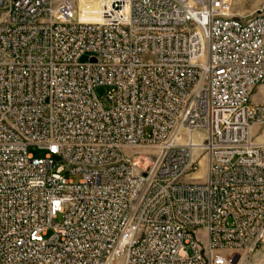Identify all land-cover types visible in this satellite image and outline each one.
I'll return each instance as SVG.
<instances>
[{
	"label": "built area",
	"instance_id": "obj_1",
	"mask_svg": "<svg viewBox=\"0 0 264 264\" xmlns=\"http://www.w3.org/2000/svg\"><path fill=\"white\" fill-rule=\"evenodd\" d=\"M230 9L99 0L84 20L78 0H0V264H243L260 247L264 9Z\"/></svg>",
	"mask_w": 264,
	"mask_h": 264
},
{
	"label": "rangeland",
	"instance_id": "obj_2",
	"mask_svg": "<svg viewBox=\"0 0 264 264\" xmlns=\"http://www.w3.org/2000/svg\"><path fill=\"white\" fill-rule=\"evenodd\" d=\"M80 2L81 7V18L84 20L89 19H98L97 11L99 9L98 0H78ZM260 9H264V0H231V9L230 12L235 16L241 18H248L252 16L255 12ZM90 17V18H89ZM74 20H77V11H75ZM89 58V55L86 54L82 57V61H85ZM110 87L106 85L97 86L95 91L97 96L105 102L108 98ZM29 152L32 153L36 157H43L46 154V150L40 149L37 146H30ZM125 153L129 156V159L134 162L139 167L145 168L151 164V156L149 155V151L139 148V149H126ZM135 154V155H134ZM56 161H59L60 165L64 164L59 157H56ZM195 174L198 175L200 180H204L207 174V163L206 159L202 158L201 162L198 166V170L195 171ZM63 175L69 179H73L78 181L81 176L71 174L68 170L63 171ZM195 178L196 177H192ZM187 179H191L188 177ZM57 221L62 220V215H59L56 219ZM52 231H50V234ZM199 236L204 240L205 234L200 231ZM243 264H264V242L260 245V247L254 252L248 254Z\"/></svg>",
	"mask_w": 264,
	"mask_h": 264
},
{
	"label": "crops",
	"instance_id": "obj_3",
	"mask_svg": "<svg viewBox=\"0 0 264 264\" xmlns=\"http://www.w3.org/2000/svg\"><path fill=\"white\" fill-rule=\"evenodd\" d=\"M251 99L253 103H264V85L253 87ZM252 133L255 135L257 141L264 142V124L255 122L252 125Z\"/></svg>",
	"mask_w": 264,
	"mask_h": 264
},
{
	"label": "bare ground",
	"instance_id": "obj_4",
	"mask_svg": "<svg viewBox=\"0 0 264 264\" xmlns=\"http://www.w3.org/2000/svg\"><path fill=\"white\" fill-rule=\"evenodd\" d=\"M98 5H99V0H98ZM97 14H98V19H89V20H100L99 9L97 11Z\"/></svg>",
	"mask_w": 264,
	"mask_h": 264
}]
</instances>
